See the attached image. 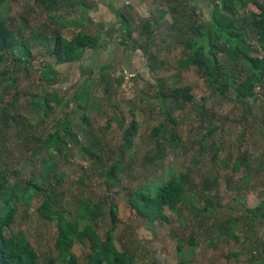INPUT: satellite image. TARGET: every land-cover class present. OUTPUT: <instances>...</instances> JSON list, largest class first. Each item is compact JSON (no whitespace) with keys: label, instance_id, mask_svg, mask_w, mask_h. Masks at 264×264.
Wrapping results in <instances>:
<instances>
[{"label":"trees","instance_id":"1","mask_svg":"<svg viewBox=\"0 0 264 264\" xmlns=\"http://www.w3.org/2000/svg\"><path fill=\"white\" fill-rule=\"evenodd\" d=\"M11 1L13 0H0V15L3 14L2 6ZM193 1L195 0H156L162 6L157 7L151 18H141L138 22L131 21L124 12H121L119 16L123 21L118 37L119 44L126 49L143 51L149 60V69L153 72L155 54L151 42L157 44V34L167 27L169 36L184 46L179 71L195 69L205 83L210 98L220 104L222 102L233 104L234 108H241L243 111L237 119L242 127L238 135L240 145L237 149L230 145L226 150L223 142L210 139L218 129L216 117L219 114L208 110L209 97H203L200 102H196L191 86L173 87L169 83L156 80L160 100L159 112L163 114V119L150 131L149 137L154 143L151 154L145 158L149 174L153 176L151 180L141 182L134 188L130 187L131 184H128V187L132 189L130 192L132 208L149 222L169 220L167 207H173L179 212L188 201L195 202L192 207L198 212L197 222L201 224L209 222L204 233L209 238L208 243L218 247L221 242L232 239L240 242L241 238L259 223L264 225V196L257 206L247 208V213L242 218L232 214L220 217L216 210H212L211 206L216 202L213 200L214 196L206 195V192L216 187L219 174L211 178L210 172H203L201 167L196 165L199 156L205 152L210 153L211 159L215 161L220 157V153L226 150L227 155L221 160L227 165L231 164L234 171L244 168L246 172L238 181L241 183L240 187L249 184L250 173L255 170L253 167L255 162L257 171L264 168V153L256 155L254 149L246 145V134L253 123L264 133V0H202L211 6L212 11L211 19L203 18L200 22L198 19L204 17V12L201 6L193 5ZM36 2L48 15L51 25L46 26L49 36L41 32L35 33L34 46L20 35L21 27L17 32V28L7 24V19L0 18V86L3 85L2 80L5 77L9 86L17 83L23 70L27 75H31L26 65L32 64L33 61L34 64L37 63L35 52L33 55L35 48L44 52V59L39 63L43 72L41 79L46 82L47 89L51 90L61 84L62 65H78L84 79L82 83L75 85L70 101L69 92L61 94L59 88L51 90L46 95L39 93L33 95L32 106L43 111L44 121L49 119L51 113H56V108H73L72 112L65 111V116L58 119L57 129L50 132L46 139L38 134L36 129L29 131L30 127L35 128L38 124L28 115L20 111L15 112L12 109L16 108L15 104H9L0 110V137L7 143L10 131H17L19 136L25 134L24 138H20V142L23 141L24 146L33 151L34 157H41L44 162L50 164L49 167L27 178L21 169L11 170L5 161L3 163L0 161V264H81L74 252L77 243L90 249L86 256L88 264H141L137 249L127 248L120 251L116 245L115 232L120 222L118 204L116 202L111 204L110 216L113 226L104 238L100 235L101 218L106 214L103 202H95L91 197L84 198L79 201V212L73 214L66 205L68 195L73 191L64 187L66 172L61 169L62 161L79 147H82L81 152L90 154L92 161L95 158L103 159L101 151L106 154L110 151L116 153V150L99 140L93 125L95 117L90 113L99 101L95 91L102 87L104 95L109 96L113 85L117 88L122 87L124 74L123 72L117 74L114 71V63L103 66L97 74L93 68L83 66L87 51H97L104 43L98 35L83 29L71 39L62 35L64 27L70 24L67 21L61 22L59 14L63 11L64 4L67 3L68 9L75 5L72 0ZM252 6L256 7V11L250 9ZM168 16L172 17V22L163 24L162 21ZM135 33L138 39H135ZM144 35H147L146 39L141 40ZM10 54L13 58L11 60ZM45 59L48 60V64L43 67ZM2 96L3 93H0V99ZM187 105H191L196 111L197 118V124L194 126L196 129L192 130L196 135L193 142L200 145L198 153H194L191 158L195 166L192 168L193 172L166 169L162 162L163 156L178 149L185 150L183 133L178 128L184 120L178 112L183 111ZM256 112H259L258 115H255ZM72 113L81 120L73 118ZM105 114L108 117V124L99 131L103 133L111 128L112 121L117 118L110 110ZM117 120L124 130V140L118 146L120 159L108 169L101 170L110 188L120 184L124 179L121 173L133 170V164L126 161L125 154L135 147L139 129L135 117L130 122H127L124 116ZM78 125L85 131L87 143L81 141V133L76 130ZM2 147L3 144H0V152ZM130 173L132 177L133 171ZM141 175L150 177L145 170ZM38 197L42 198V204L38 209L41 219L45 222H56L58 227L56 251L45 256L35 249L25 231H16L22 206L32 205ZM195 198L199 201L197 202ZM180 220L181 225H184L185 221L181 218ZM241 220L243 221L240 222ZM190 236L188 241L192 251V247L196 245V238ZM241 247L228 252L225 255L227 260L252 254V257L249 255L247 258L250 264H254L259 252V257H262L260 264H264V232L256 233V238L251 241L250 246L245 245L244 249ZM176 264L187 262L180 260Z\"/></svg>","mask_w":264,"mask_h":264},{"label":"rangeland","instance_id":"2","mask_svg":"<svg viewBox=\"0 0 264 264\" xmlns=\"http://www.w3.org/2000/svg\"><path fill=\"white\" fill-rule=\"evenodd\" d=\"M192 4L201 6L204 12V17L199 18L198 22L202 21L203 18L211 19L212 8L209 4L202 0H195ZM250 9L256 11V7L252 6ZM2 11L3 14L0 15V18L7 19V24L17 28V32H19L18 29L21 27L22 33L20 35L26 38L31 45L34 46L35 44V33L41 32L43 35L49 36L46 26H50L49 22L51 21L36 0H13L5 3L2 6ZM67 11L69 14L73 13V10L69 11L67 9ZM197 13L199 14V9H197ZM167 22H172L171 16L162 21L163 24ZM167 32V27L162 29L157 34V44L151 42L152 50L155 54L153 59L155 70L153 72L146 70L142 72L141 77H133L131 88L128 91H125L122 87L117 88L116 85L111 87L109 96L104 95L102 87L95 91L99 101L96 103L95 108L91 109L90 114L95 117L93 125L99 140H102L106 146L116 150V153L113 154L110 151L106 154L101 151L100 154H102L103 159L95 158L92 161L90 154L85 151L81 152L80 149L82 147H79L66 160H61V169L66 172L64 187L73 191L68 195L66 205L73 214H77L80 210L79 201L84 200V198L91 197L95 202H103L106 214L101 218L100 235L105 238L107 232L113 226V220L110 216L111 204L116 202L119 207L118 217L120 220L115 232L117 236L116 245L120 251H124L127 248L137 249L141 264H176L180 260H185L187 264H250L247 257L249 255L252 257V254H245L239 259L232 258L231 261H228L225 255L230 251L240 249L242 245L241 249H244L245 245L250 246L251 241L256 238V233L262 234L264 232L263 223H259L241 238L240 242H243V244L232 239V241L221 242L218 247H213L208 243L209 238L204 233V229L208 227L209 222L206 221L201 224L196 220L198 212L192 207L195 202L188 201L185 206L180 208L179 212H176L173 207H167L166 213L170 216V219H160L157 222L145 220L139 216L130 204V192L132 189L128 187V184H131L130 187L134 188L140 185L141 182L151 180L153 176V174H149L145 158L151 154L154 143L149 137L150 131L163 119V114L159 112L160 100L156 80L169 83L173 87L191 86L196 102H200L203 97H209L210 95L205 83L197 75L195 69L192 68L184 72L179 71V61L183 59L184 46L176 39L170 37V32ZM62 33L68 39H71L74 34L71 33V30H64ZM144 36L141 40L146 39L147 35ZM134 37L138 39L137 34ZM114 40L117 41V38ZM34 52L37 56V63L34 64L33 61L32 64L28 63L26 65L31 75H27V72L23 70L19 74V81L11 86L7 83L6 77L2 80L3 85L0 86V93H3V96L0 99V110L9 104H15L16 108L12 107L15 112L20 111L22 114L28 115L32 121L38 124L35 128L30 127L29 131L32 132L36 129L37 133L46 139L50 132L57 129L58 119L65 116V111L72 112L73 108H56V113H51L49 119L44 121L43 111L32 106L33 95L38 93L46 95L51 90L59 88L58 91L61 94L66 91L69 92L68 101H70L75 85L82 83L84 77L78 65H68L71 73L60 78L61 84L59 86L51 90L47 89L46 82L41 79L43 72L39 63L44 59V52L39 48L33 49V55ZM119 57L120 59L114 63V71L117 74L121 72L123 74L125 72L131 74L127 69H123L124 54H120ZM143 57L145 62L149 64L147 57ZM9 59H13L11 54ZM84 62L83 66L87 63ZM91 62H93V59L89 60V63ZM44 63H42L43 67L48 64V60L45 59ZM207 108L210 112H218L219 114L216 117L218 129H216L213 138L210 139L223 142L226 150L229 149L230 145H234L233 148L237 149L240 145L238 135L242 130L241 125L237 121L243 113L240 110L241 108H234L233 104L223 102L220 104L212 98L208 99ZM109 110L117 118L112 121L111 128L108 131L105 133L99 132L103 126L108 124V117L105 112ZM195 112L191 105H187L183 111L178 112L184 120L179 124L178 128L183 133L182 141L185 150L181 151L178 149L177 151L166 153L162 158L166 169L190 170V172H193L192 168L195 165L191 158L194 153H198L200 150V145L193 142V138H196V135L192 133V130L195 131L196 128L194 126L197 124ZM258 113L256 112L255 115H258ZM120 116H124L127 122H130L135 117L139 123L135 147L132 151L125 154L126 161L133 164V170H131L133 171V176L131 177V171L125 174L121 173V177L124 179H122L120 184L110 188L101 170L104 168L108 169L111 164L120 159V154L118 153L120 147L118 146L124 140V130L120 126V121L117 120ZM72 117L79 119L78 116L74 117L73 113ZM255 127L257 128L256 124L253 123L248 130L246 145L251 146L254 149L253 152L259 155L264 153V133ZM76 130L81 133V141L87 143L86 133L81 129L80 125H78ZM203 132H205V129ZM24 136L25 134L19 136L17 131L14 132L13 130L9 132L7 143L0 137V144H3L0 152V161L2 163L5 161L8 165L7 167L11 170L21 169L23 175L30 178L34 173H39L42 169L49 167L50 164L44 162L41 157H34L33 151L26 148L23 141H21L22 143L20 142V138H24ZM226 150L222 151L220 157L215 161L211 159L210 153L205 152L199 156V162L196 165L201 167L203 172H210L211 178L219 174L216 187L206 192V195L214 196L213 200L216 202L215 205L211 206V209L216 210L220 217L232 214L242 218L247 213L246 209L257 206L264 196V168L261 171H257V163L255 162L253 164L255 170L250 173L251 180L249 184L240 187L241 183L238 181L242 174L246 172L244 168L234 171L231 164L227 165L226 162L221 160L222 157L227 155ZM144 170L150 176L149 178L141 175ZM192 175L194 176V174ZM195 200L199 201L197 198ZM41 204L42 198L38 197L32 205L22 206L16 231H25L35 249L42 256H45L54 254L56 251L58 227L56 222H45L41 219L38 211ZM180 218L185 221L184 225H181ZM189 236L196 238V245L192 247V251L188 241ZM74 252L78 255L81 264H88L86 256L90 253V249L87 246L77 243L74 247ZM257 254L254 264L261 263L262 257H259V252Z\"/></svg>","mask_w":264,"mask_h":264},{"label":"crops","instance_id":"3","mask_svg":"<svg viewBox=\"0 0 264 264\" xmlns=\"http://www.w3.org/2000/svg\"><path fill=\"white\" fill-rule=\"evenodd\" d=\"M128 1L130 5L126 6L123 0H72V3L75 4L70 6L73 13L66 12L68 9L66 3L63 5L65 11H61L59 14L61 22L67 21L70 24L65 26L62 31L71 30V33H74L73 36H75L83 29L86 32L98 35L102 39L104 46L94 52L87 51L84 60L87 62L85 66L88 64L86 67L93 68L96 74L103 66L119 60L120 54L125 56L122 63L123 69H127L134 77H141L142 72L146 70L150 72L149 65L144 60L143 51L140 49L129 50L120 46L118 37L121 33L123 20L119 14L124 12L131 21L138 22L141 18H151L153 13L156 12V8L162 5L158 4L156 0ZM62 35L65 37L63 33ZM115 38H117V41L114 40ZM90 59H93V62L89 63ZM60 69L63 71L62 76L71 73L68 65H62Z\"/></svg>","mask_w":264,"mask_h":264},{"label":"built area","instance_id":"4","mask_svg":"<svg viewBox=\"0 0 264 264\" xmlns=\"http://www.w3.org/2000/svg\"><path fill=\"white\" fill-rule=\"evenodd\" d=\"M123 2L125 3L126 6L130 5V2L128 0H123ZM134 77L133 74H129V73H124V81L122 84V89H124L125 91H128L131 87V80Z\"/></svg>","mask_w":264,"mask_h":264}]
</instances>
